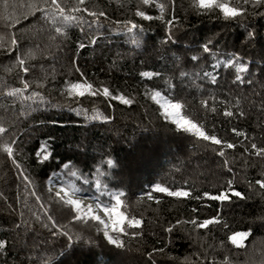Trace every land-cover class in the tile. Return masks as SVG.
<instances>
[{
    "label": "trees",
    "instance_id": "1",
    "mask_svg": "<svg viewBox=\"0 0 264 264\" xmlns=\"http://www.w3.org/2000/svg\"><path fill=\"white\" fill-rule=\"evenodd\" d=\"M57 3L63 14L52 0H0V264H264V0H216L237 9L229 19L196 0ZM72 83L99 94L68 95ZM157 92L222 144L177 128ZM55 174L119 196L128 220L109 235L123 247L50 189ZM231 189L243 198L210 199ZM208 219L218 222L198 227ZM239 232L249 235L236 245Z\"/></svg>",
    "mask_w": 264,
    "mask_h": 264
},
{
    "label": "snow or ice",
    "instance_id": "2",
    "mask_svg": "<svg viewBox=\"0 0 264 264\" xmlns=\"http://www.w3.org/2000/svg\"><path fill=\"white\" fill-rule=\"evenodd\" d=\"M78 2L82 4L83 0H78ZM142 2L145 5H148V4H150L152 2V0H142ZM258 2H259V0H258ZM52 5H54L58 9V11H60L62 14L65 11L57 3V0H52ZM195 6L200 8V9H205V10L211 9L213 7L220 8L224 12V15H225L226 19L234 18V17H236L239 14L236 8H231L227 4L216 3V0H196ZM157 7L159 8L161 13L164 12L165 6L163 4H159V5H157ZM37 10L39 11V9H37ZM75 11H81V9H75ZM83 11H87V9H83ZM92 15H96V14L92 13ZM100 15H103V13H100ZM136 15H138V16H140L142 18L152 19V17L147 16L146 13L143 12V11H138L136 13ZM65 19H66V21L71 22L73 20H76L77 17L67 16V17H65ZM159 19H163V15H161L159 17ZM168 23L171 24L172 21L169 20ZM132 27H136V25L133 24ZM59 31H60V29H57V32H59ZM249 35L251 36L252 34L250 33ZM13 42H15V41H13ZM78 47L80 49H84L86 47V45L84 43H80L78 45ZM203 50H204V52H209L210 51L209 46L208 45H204ZM192 59L196 60L198 58L194 56V57H192ZM19 63L21 65H23L24 64V60L21 59L19 61ZM246 70H247L246 66H241V67H239L237 69L238 72H245ZM23 71L24 72H28L29 69L27 67H24ZM141 75L144 76V77H149L150 78L154 74L150 73V72H144V73H141ZM204 75L207 76L208 74L205 73ZM241 80H242V77L240 75H237L236 81L237 82H241ZM213 83H215V79L214 78H213ZM25 87H27V85H25ZM84 88H87L89 90V92L91 93V95L95 96V95L99 94L98 92L92 91V85L91 84H87V83H72L69 86L68 95L84 96L85 92L83 90H81V89H84ZM102 91H103V94L105 96H110L111 97V93L109 92L108 88H104ZM159 95H160V93L157 92L156 96H159ZM112 98L117 99V100H123V102L125 104H130L131 103V100L124 99L122 96H115V97H112ZM153 99H155V96L153 97ZM162 107L164 108L165 115L171 117L173 119L174 123L177 124L180 129H182V130H184L186 132H193L197 136L203 138L204 140H210L214 144H217V145L222 144V141L220 139H218L216 136H209L198 124L194 123L192 120H189L185 116L181 115L182 104L180 102H178V101L177 102L169 101L165 105H163ZM240 114L242 115V113H240ZM224 115L230 117V116L233 115V112H230V111L229 112H225ZM93 118L95 119L96 117H93ZM105 119H107V118H105ZM3 131H4V129L0 128V132H3ZM233 132H237V130L233 129ZM226 147L231 149V148H234L235 145L229 143V144L226 145ZM251 147L253 149L257 148V146L255 144H253ZM5 151L9 155L12 154V148L11 147L5 146ZM46 152H47V145L42 146L41 153L37 154V156H38L37 162L38 163H43V162H45V161H47L49 159V155H43V153H46ZM256 154L260 155V156H264V149H259L256 152ZM219 155L223 156L224 152L221 151L219 153ZM107 164L112 165L113 161L112 160H108ZM65 167H67V165H65ZM231 183H232L231 181L228 182L229 188L231 186ZM256 184L259 185V187L261 189H264V180H257ZM156 190L160 191V192H167L168 195H170V196H177V197H189V196H191V193L188 192V191H169L167 188L161 187L160 185L156 186ZM56 195L59 196L60 192H57ZM204 196H209V194L208 193H204ZM232 196L243 198V194L240 191H235L234 189H231L230 192L229 191H225V192H221L218 195H212V196H210V199L217 200V201H228V200L231 199ZM149 198H151V197H149ZM115 199H116V204L119 205L121 203L119 196H116ZM67 203L70 204V205H74L75 206V210L77 212L81 211L82 202L80 200L69 199L67 201ZM99 206L100 205H98V207ZM87 209H88V212H93L94 211V209L92 208L91 205H88ZM103 211L106 214H108L110 217H114V219L112 221V225H111L113 231L123 232L124 231V227H123L124 222L126 220H128V218L124 215V213L120 212L117 207H111L110 208V207H107V206L103 207ZM80 218L81 217H79V216L76 217V219H80ZM92 219L100 221L101 223L103 222V221H101V217L99 215H93ZM217 222L218 221L215 220V219L204 220L202 223L198 224V227L206 228L208 225L214 224V223H217ZM139 223L140 222L138 220H129L128 221V225L130 227L133 226V225L138 226ZM192 223L193 224H197L196 221H192ZM107 227H108V225H105V229H107ZM104 235H105V237L107 238V240H108V242L110 244L115 245L117 247H123V243L120 242L118 239L113 238L111 235H109V233L107 231L104 232ZM248 235H249V233H247V232H239V233H236V234L230 236L229 239L232 241V243L236 244V243H238V239H237L238 237L243 238V237H246ZM0 247H3V244H0Z\"/></svg>",
    "mask_w": 264,
    "mask_h": 264
},
{
    "label": "rangeland",
    "instance_id": "3",
    "mask_svg": "<svg viewBox=\"0 0 264 264\" xmlns=\"http://www.w3.org/2000/svg\"><path fill=\"white\" fill-rule=\"evenodd\" d=\"M155 99L157 100V102L161 105V107L163 106V105H165L167 102H169L170 100H168L167 98H165V97H162V96H156L155 95ZM162 109H163V111H164V108L162 107ZM169 117V116H168ZM170 118V120L174 123V121H173V119L171 118V117H169ZM174 125L177 127V128H179L178 127V125L177 124H175L174 123ZM191 133H193V132H191ZM193 134H195V133H193ZM196 135V134H195ZM197 136V135H196ZM52 178L54 179V181H50V179L52 180ZM49 179V181H48V185H49V187H50V189H53L52 188V185L55 183V185L56 186H59V187H63L65 190H67V191H69L72 195H74V196H76V197H78V198H80V199H83V200H88L89 201V203H92V205L95 207V208H99L102 212H104L103 211V207L104 206H107V207H117L118 208V210L120 211V209H119V205H117L116 204V199H115V197L116 196H118V195H114L113 196V200H114V202H112L111 200H108L107 198H105V199H98L97 197H95V196H91V195H85V194H82V193H80L79 191H77V187H76V185L74 184V180H73V178L71 177V178H68V177H64V176H62V175H60V174H55V175H53L51 178ZM54 182V183H53ZM158 184H155V185H151L152 186V188H154V189H156V186H157ZM55 192H57L56 190H54ZM103 193H105V196H108L109 195V193L107 192V191H104V190H101ZM98 205H100L99 207H98ZM74 208H75V206H73ZM81 212V211H80ZM121 212V211H120ZM82 213V212H81ZM105 213V212H104ZM83 214H86V215H91V216H93V215H97V214H94V213H83ZM107 217H108V221L107 222H105L102 218H101V221H103L102 222V224L104 225V227H105V225H108V227H107V229H105V231H107L108 233H110V232H114L113 231V229H112V227H111V225H112V221H113V219H114V217H110L109 215H107ZM236 234V233H235ZM234 235V234H233ZM238 239V244H242V238H240V237H238L237 238ZM237 244V243H236Z\"/></svg>",
    "mask_w": 264,
    "mask_h": 264
},
{
    "label": "bare ground",
    "instance_id": "4",
    "mask_svg": "<svg viewBox=\"0 0 264 264\" xmlns=\"http://www.w3.org/2000/svg\"><path fill=\"white\" fill-rule=\"evenodd\" d=\"M50 181H54V179L52 178V180L50 179ZM54 183V182H53ZM52 188L53 190H56L57 192H60V195H63V198L65 200H69V199H76V200H80L82 202V208H81V212L82 213H94V214H97L99 215L105 222L108 221V217L106 213L102 212L99 208H95L92 203H89L88 200H83V199H80L74 195H72L69 191L65 190L63 187H59V186H56L55 183L52 185ZM88 205H91L92 208L94 209L93 212H88V209H87V206Z\"/></svg>",
    "mask_w": 264,
    "mask_h": 264
},
{
    "label": "water",
    "instance_id": "5",
    "mask_svg": "<svg viewBox=\"0 0 264 264\" xmlns=\"http://www.w3.org/2000/svg\"><path fill=\"white\" fill-rule=\"evenodd\" d=\"M51 190H53V189H51ZM53 191H54V190H53ZM56 193H57V192H56ZM60 196H61L62 199H64V198H63V195H60ZM64 200H65V199H64ZM65 201H67V200H65ZM72 206H74V205H72ZM79 212H80V211H79Z\"/></svg>",
    "mask_w": 264,
    "mask_h": 264
},
{
    "label": "built area",
    "instance_id": "6",
    "mask_svg": "<svg viewBox=\"0 0 264 264\" xmlns=\"http://www.w3.org/2000/svg\"><path fill=\"white\" fill-rule=\"evenodd\" d=\"M236 245H240V244L237 243Z\"/></svg>",
    "mask_w": 264,
    "mask_h": 264
}]
</instances>
